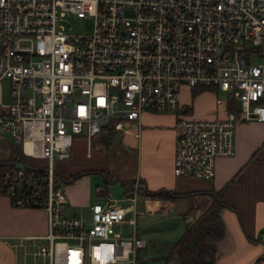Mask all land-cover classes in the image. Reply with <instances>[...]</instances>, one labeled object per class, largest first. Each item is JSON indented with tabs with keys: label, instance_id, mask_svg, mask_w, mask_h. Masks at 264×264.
I'll use <instances>...</instances> for the list:
<instances>
[{
	"label": "built area",
	"instance_id": "2783aa9c",
	"mask_svg": "<svg viewBox=\"0 0 264 264\" xmlns=\"http://www.w3.org/2000/svg\"><path fill=\"white\" fill-rule=\"evenodd\" d=\"M70 14L91 18V29L68 32ZM2 78L0 134L18 143L23 165L0 169V190L48 217L44 235L20 238L23 254L42 264H138L143 183L125 184L127 207L93 202L86 222L66 213L53 163L70 156L75 134L134 123L138 135L151 109L175 113L174 174L212 180L216 159L235 153L236 123L264 121V0H0ZM185 86L213 89L216 115L190 116L179 99ZM124 221L126 235L116 230Z\"/></svg>",
	"mask_w": 264,
	"mask_h": 264
},
{
	"label": "crops",
	"instance_id": "0c3cea01",
	"mask_svg": "<svg viewBox=\"0 0 264 264\" xmlns=\"http://www.w3.org/2000/svg\"><path fill=\"white\" fill-rule=\"evenodd\" d=\"M214 98L215 91L211 88L197 91L185 86L179 94L187 113L200 118L216 115ZM175 119L173 112L147 109L141 115L138 135L134 123L128 125L127 131L105 130L90 139L75 134L70 156L56 160V166L53 163L59 178L80 173L72 181L60 180L67 198L66 213L83 219L87 214L90 218V205L106 201L103 196L98 198L94 190L98 185H93L90 173L101 174L104 183L139 179L149 190L165 188L182 193L176 201L142 195L134 205L138 211L137 231L146 240V246L139 252L138 264H179L174 258L166 259L162 255L168 253L172 241L183 232L182 212L189 206L208 204L211 200V195L193 192L219 190L225 204L220 209L224 233L216 240L215 264H264V121L239 120L234 131V155L218 157L213 179L205 180L177 176L173 172ZM107 178L113 181L105 182ZM170 214L177 219V235L169 237L168 234L161 239L157 229L167 230L172 226L161 227L160 217L172 218ZM47 229L44 209L15 206L8 195L0 194V264H37L31 255L23 254L18 242L20 238L44 235ZM116 229L122 235L130 232L127 221ZM146 235L154 240L148 242ZM149 243H152L151 249Z\"/></svg>",
	"mask_w": 264,
	"mask_h": 264
},
{
	"label": "trees",
	"instance_id": "16d2710c",
	"mask_svg": "<svg viewBox=\"0 0 264 264\" xmlns=\"http://www.w3.org/2000/svg\"><path fill=\"white\" fill-rule=\"evenodd\" d=\"M210 87H198L197 91L209 89ZM195 93V92H194ZM193 93V94H194ZM229 109L233 110L230 103ZM21 149L19 146L13 145L10 147L8 157L0 159V169L8 170L18 167L17 164L21 160ZM38 171H43V167H34ZM80 173L69 176L68 178H59L61 181L68 182L75 179ZM113 180L106 179L105 182ZM122 185L129 183L122 181ZM105 183L102 185V190L106 189ZM139 192L147 197L167 199L176 201L182 193L165 188L157 190H149L144 184L140 187ZM219 190L211 192H193V194L202 193L211 195V200L208 204H197L189 206L182 212V220L184 224L183 232L171 243L168 253L162 255L166 259L174 258L179 264H215L217 246L216 240L222 237L224 226L220 217V209L225 205L221 201ZM0 194L6 193L0 190ZM138 261L140 259L137 256Z\"/></svg>",
	"mask_w": 264,
	"mask_h": 264
},
{
	"label": "rangeland",
	"instance_id": "374dc122",
	"mask_svg": "<svg viewBox=\"0 0 264 264\" xmlns=\"http://www.w3.org/2000/svg\"><path fill=\"white\" fill-rule=\"evenodd\" d=\"M63 23L67 29L68 32L71 33H86L88 32L91 27H92V19L89 17H78L74 14H70L68 16L65 17V19H63ZM0 90L2 91L3 97L6 98V94H7V90H8V80L6 78H2L0 80ZM220 98H225V94L223 93H219ZM17 142H15L8 133H2L0 134V159H4L6 157H8L9 153H10V147L13 145L17 146ZM27 161L31 164H35L38 166H45L47 164V160L45 158H36V157H30L27 158ZM56 166V162L54 163ZM17 165L22 166L23 164L20 162ZM91 176V181L93 183V185L97 184L98 186H102L104 184L103 180V176L101 174H96V173H90ZM107 189L104 190L102 193L98 194V198H101L99 196H103L105 198H111L112 200H117L118 203L123 206V207H127L129 205V202H127L124 198L123 195V186L121 184V182L119 181H114V182H110V183H105ZM105 191H107L105 193ZM93 193L95 194V192L93 191ZM93 194V195H94ZM100 201V200H99ZM78 214V213H77ZM80 215V214H78ZM129 215V214H128ZM81 216V215H80ZM83 216V215H82ZM169 216L171 217H166V218H161L159 221V224H161V227L166 225V224H170L172 227L167 229V230H163V229H157L158 233L157 236L159 235V238H161L162 236H164V238L169 234V237H176L177 235V223H175L177 219H174V214H170ZM86 222H89V216L86 214L83 216ZM129 217V216H127ZM158 223V221H155L154 223ZM138 223V222H137ZM139 225V224H138ZM137 227V224H136ZM128 226L125 225L124 226V230H127ZM118 231V229H116ZM123 230V227H122ZM127 234V231L124 232V235ZM146 238L148 239V242H152L154 240V238H152L151 236H147ZM158 238V239H159ZM163 239V238H161ZM45 240H43L44 242ZM46 242V241H45ZM151 244V245H149ZM149 249H151L150 247H152V243H149ZM166 247V246H165ZM159 249V248H158ZM162 250V248H160ZM159 251V250H156ZM33 257V256H32ZM34 258V257H33ZM37 262V264H42V259L39 258H34Z\"/></svg>",
	"mask_w": 264,
	"mask_h": 264
},
{
	"label": "bare ground",
	"instance_id": "6f19581e",
	"mask_svg": "<svg viewBox=\"0 0 264 264\" xmlns=\"http://www.w3.org/2000/svg\"><path fill=\"white\" fill-rule=\"evenodd\" d=\"M132 213V212H131Z\"/></svg>",
	"mask_w": 264,
	"mask_h": 264
}]
</instances>
